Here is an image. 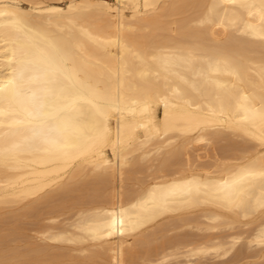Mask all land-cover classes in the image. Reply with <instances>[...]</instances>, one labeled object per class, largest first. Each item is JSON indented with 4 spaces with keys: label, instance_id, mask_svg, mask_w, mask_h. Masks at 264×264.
<instances>
[{
    "label": "bare ground",
    "instance_id": "bare-ground-1",
    "mask_svg": "<svg viewBox=\"0 0 264 264\" xmlns=\"http://www.w3.org/2000/svg\"><path fill=\"white\" fill-rule=\"evenodd\" d=\"M27 1L0 0V210L63 204L91 174L112 183L106 200L68 204L72 216L41 233L68 246L67 264H133L132 241L149 230L165 241L143 263L264 260V0ZM225 133L242 139L237 154L187 155ZM179 151L182 167L123 190L136 159L163 155L164 170Z\"/></svg>",
    "mask_w": 264,
    "mask_h": 264
},
{
    "label": "rangeland",
    "instance_id": "rangeland-1",
    "mask_svg": "<svg viewBox=\"0 0 264 264\" xmlns=\"http://www.w3.org/2000/svg\"><path fill=\"white\" fill-rule=\"evenodd\" d=\"M27 0H25V2H26ZM64 1V0H63ZM66 1V0H65ZM64 1V2H65ZM108 1H110V2H113L112 0H108ZM24 2V0H20V3H21V5L22 6H27L28 5V1H27V3H25ZM182 14H184V16L182 15ZM183 17H182V16ZM185 15H186V13H183V12H181V13H179V18H180V20L182 21V19L185 17ZM174 17V19L175 20H173V18H172V16L171 17H168V19L166 18L165 19V22H168L169 20H170V23H173L172 24V26L171 27H174V26H178L179 27V25L177 24V21H178V23L179 24H181V21L178 19V14H176V16L175 15H173ZM172 18V19H171ZM175 21V22H171V21ZM169 23V22H168ZM171 25V24H170ZM177 28V27H176ZM227 137V138H226ZM231 136L229 135V133L227 134V133H225L224 135H222L221 137H219V138H217V139H215L213 142H211V143H207V142H202V143H197L196 145H194L193 147H194V149H193V147H190L189 149H188V154L187 155H190L192 158H193V156H194V158H195V156L197 155H199V158L196 156V159H198L197 160V162H196V164L197 165H206L207 163H211V162H213L215 159H222V160H224V159H227V158H229V156H231V155H233V154H237L238 152L236 151V150H234L233 149V146H232V143H233V145L236 143V142H238V140L239 141H241L242 139H240V137H237V136H235V137H231ZM229 139H231L229 142H228V140ZM232 141V142H231ZM234 141V142H233ZM231 143V144H230ZM227 144H230V146H232V148H228V147H230L229 145H227ZM228 146V147H227ZM182 152V153H181ZM183 151H179L177 154L175 153V154H172V155H170V156H167L166 158L168 159V163H167V168H166V166L164 167V170H162L163 168H160L159 167V161L161 160V158H163V155L162 156H160L159 158H157V159H155L154 157L152 158H149V160L147 159H145V160H141L142 162L140 163V160H138V159H136L137 161V163L135 164V165H130V166H128L126 169H125V171H124V176H126L127 175V179H126V177H124L123 176V178H124V182H122L123 184H122V188H123V190H128V192L127 193H131L133 190H136V189H138L140 186H143L144 184H145V182H147L148 181V179L149 178H147V177H150L151 176V174L152 175H154L153 173L154 172H157L156 173V175H160V174H166L167 172L169 173V172H172L173 170H175V169H178V168H180V167H182L183 165H184V163H185V158H186V156H184L183 157ZM185 155V154H184ZM165 157V156H164ZM172 157V158H171ZM201 157V158H200ZM152 159V160H151ZM153 160H154V162H153ZM156 160V161H155ZM184 160V161H183ZM151 161V162H150ZM149 162V163H148ZM158 162V163H157ZM179 163L180 162V164H175V163ZM153 163V164H152ZM174 163L175 164V166H174V164L172 165V164ZM142 165V166H141ZM150 165H152V166H150ZM157 165V166H156ZM171 165L172 167H174V168H172L171 166V168L169 167V166ZM134 166V167H133ZM142 168H141V167ZM145 166V167H144ZM130 167V168H129ZM137 167V168H136ZM153 167V168H152ZM152 168V169H151ZM169 168H170V170H169ZM149 169V170H148ZM156 171H155V170ZM162 171V172H160V171ZM167 170V172L165 173L164 171H166ZM87 171H89L88 169H87ZM87 171H86V173H87ZM152 171V172H151ZM131 173V174H130ZM87 175V174H86ZM80 176L81 177V179H78V178H80V177H77L75 180L77 181V179L81 182H79V181H77V183H74L73 185L71 184L67 189L69 190V193H67V198L69 199H66L64 202H63V204L62 203H59L58 201V203L57 202H55V200L57 199V197H54L53 198V200H52V198H45V200L44 199H41V200H37V201H35V202H33V203H31L32 205H30V207L29 206H27V207H24L23 208V204H20V205H17V206H15V207H6V208H2L1 210H0V241H2V242H0V244H2V245H0V249L2 250V252H3V254H2V252L0 251V255H4V256H0V261H2V262H0V264H56L57 262H55L54 260H57L58 259V257L60 258L59 260L60 261H58V263L57 264H67V263H65V261H66V259H64V256H65V252H66V254L69 252L68 251V246H64L63 245V249H61V250H59V251H57L58 249H57V242L56 243H53L52 241H51V243H49L50 241H45V239H43V237H41L42 236V231H44L43 229H45V231H47V230H49V229H53V227H54V229H57V219H59V217H60V219L58 220V221H63V218H64V220L65 219H67L66 217L68 216V218L70 217V216H72L71 214H73V212H75L77 209H79V208H81L80 207V205L79 204H82L81 206L82 207H85V206H87V205H92V203H94V202H96V200L98 199V196H99V198L100 199H98L97 200V202H96V204L95 205H97V204H99V203H101V202H104L106 199H105V197L110 193V191L112 190V183H107V182H104L105 180H104V178L103 177H99V176H96L95 178H94V176L95 175H91V174H88V176ZM131 175V176H130ZM148 175H150V176H148ZM90 176V177H89ZM91 176H92V178H91ZM84 177H86L85 179H84ZM98 177V178H97ZM94 178V179H93ZM129 178V179H128ZM91 179V180H90ZM147 179V180H146ZM96 180V181H95ZM75 181V182H76ZM93 181H95V182H93ZM135 181V182H134ZM89 182V183H88ZM92 182V183H91ZM100 182H102V183H100ZM104 182V183H103ZM139 182H140V184H139ZM94 183V184H93ZM105 183H107V184H105ZM142 183V184H141ZM80 184V185H79ZM89 184H90V186H89ZM92 184V185H91ZM102 186V187H104V189L100 186V185ZM138 184H139V186H138ZM76 185H78V186H81V187H79V189L77 190V187L78 186H76ZM84 185H86V187H88V188H86V187H84ZM88 185V186H87ZM105 185H106V188H105ZM76 186V187H75ZM92 186V187H91ZM94 186V187H93ZM107 186H108V188H107ZM130 186V187H129ZM138 186V187H137ZM134 187H136V188H134ZM75 188V189H74ZM84 188H86V189H88L89 190V188H90V190L87 192V190L86 189H84ZM99 189H101V190H99ZM103 189V190H102ZM106 189V190H105ZM110 189V190H109ZM73 190V191H72ZM95 190V191H94ZM132 190V191H131ZM99 191L101 192V196H100V194H99ZM126 191H124V192H126ZM96 194H95V193ZM83 193V194H82ZM85 193V194H84ZM86 193H87V196H86ZM93 193L95 194V196L93 195ZM103 193V194H102ZM99 194V195H98ZM84 195V196H83ZM93 195V196H92ZM105 195V196H104ZM71 196V197H70ZM103 196V198H101ZM76 197V198H75ZM78 197H81V198H78ZM86 197H87V199H86ZM90 197H91V199H93V200H91L92 201V203H91V201L89 200L90 199ZM93 197H95V198H93ZM75 198V199H74ZM55 199V200H54ZM73 199V200H72ZM82 199V201H79V200H81ZM96 199V200H95ZM105 199V200H104ZM44 200V201H43ZM75 200H76V202L77 203H75ZM47 201V202H46ZM55 202V203H57V204H55V203H53V202ZM72 203H71V202ZM73 201H74V203H73ZM79 201V202H78ZM52 202V203H51ZM70 202V203H69ZM82 202V203H81ZM86 203V204H85ZM59 204V205H58ZM68 204H71V205H73L74 204V206H70V205H68ZM78 204V205H77ZM93 204V205H94ZM62 207H61V206ZM77 205V206H76ZM85 205V206H84ZM65 206H66V208H65ZM69 206H70V208H73V209H70L69 208ZM75 206H76V209H75ZM59 207V208H58ZM79 207V208H78ZM19 208V209H18ZM21 208V209H20ZM63 210V211H61V209ZM70 209V211H72V210H74L73 212H70L69 211V209ZM5 209V210H4ZM7 209V210H6ZM9 209V210H8ZM27 210V211H23V210ZM29 209V210H28ZM64 209H66V210H64ZM68 209V210H67ZM12 211L11 213L9 212V211ZM18 210V211H17ZM20 210H22V211H20ZM6 211H8L7 212V214H6ZM13 211H14V215H11V214H13ZM16 211V212H15ZM59 211H61V212H59ZM65 211V212H64ZM67 211V212H66ZM5 212V213H4ZM21 214H20V213ZM58 212V213H57ZM10 213V214H9ZM16 213H18V215L16 214ZM24 213V214H23ZM63 213V214H62ZM70 213V214H69ZM1 214H2V216H1ZM60 215V216H59ZM16 216V217H15ZM52 219H53V221H55V224H54V222H52L53 223V225L51 224V221H52ZM50 225V226H49ZM55 225V226H54ZM46 227H48V228H46ZM151 230H149L148 232H150ZM148 232H146V234L143 236H140V237H142L141 239L140 238H135L133 241H132V248L134 247V246H136V247H134L133 248V250L132 251H134L135 250V252L133 253L132 251H130L131 253H128L127 254V256L126 257H128L127 259L129 260V261H131V263H133V264H141V263H143V261H141V260H143V259H146V258H148V257H150V255L152 254V252L150 251V249H152V248H149V250H148V248H146V247H148V246H154L155 244L157 245H159V243L160 242H164L165 240H163L164 238H165V236L163 235V234H165L164 232L163 233H157V234H155L154 236L153 235H149V234H147ZM185 232H187V230L186 231H184V232H179L180 234L181 233H185ZM190 231L188 230V232L187 233H189ZM212 232V233H211ZM216 232H217V234H218V230H216V231H209V234H213V235H216ZM178 233V234H179ZM207 234V233H206ZM147 235H149L148 237H147ZM159 235V236H158ZM150 236H152L151 237V239L149 238ZM155 236H157V237H155ZM161 236V237H160ZM41 237V238H40ZM149 238V239H148ZM158 238V239H157ZM162 238V239H161ZM4 239V240H3ZM5 239H6V241H5ZM146 241H144V240ZM147 239H148V241H147ZM154 239V241H151L150 242V240H153ZM155 239H157V241L158 242H156L155 241ZM161 239V240H160ZM7 241H8V243H7ZM139 241H140V245L139 244H135V242L136 243H139ZM143 242V243H142ZM148 242H150V244L148 243ZM153 242V243H152ZM3 243H5L4 245H3ZM147 243V245H145ZM53 244H54V246H53ZM134 244V245H133ZM144 246H143V245ZM152 244V245H151ZM154 244V245H153ZM42 245H44L43 247H42ZM45 245H47V247L45 246ZM137 245H139L138 247H137ZM9 247L8 249L7 248H5V250H4V247ZM13 246V247H12ZM14 246H15V248H14ZM34 246V247H33ZM42 248H41V247ZM33 247V248H32ZM39 247V248H38ZM56 247V248H55ZM3 248V249H2ZM13 248V249H12ZM29 248H30V250H29ZM65 248H66V250H65ZM147 250H146V249ZM11 249V250H10ZM17 249V250H16ZM39 250L40 251V254H38V252L37 251H35L34 252V250ZM42 249V250H41ZM53 249V250H52ZM14 250V251H13ZM33 250V251H32ZM49 250V251H48ZM62 250L64 251L65 250V252H62ZM7 251V252H6ZM11 251V252H10ZM16 251V252H15ZM17 251H18V254H17ZM23 251V252H22ZM33 252V253H31V252ZM51 251V252H50ZM68 251V252H67ZM145 251V252H144ZM147 251H149V252H147ZM14 252V253H13ZM21 252V253H20ZM62 252V254H60ZM13 253V254H12ZM17 255H16V254ZM23 253V254H22ZM35 253H37L38 255L37 256H35L36 254ZM49 255V253H50V255H52L53 253V255L55 256L56 255V257H54L53 255L52 256H48V257H46L47 255ZM57 253H59V254H57ZM148 253V254H147ZM149 253H151V254H149ZM6 254V255H5ZM15 254V255H14ZM26 254V255H25ZM32 254H33V256H32ZM43 254V255H42ZM45 254V255H44ZM72 254H75V253H72ZM131 254H133V255H131ZM145 254V255H144ZM10 255V256H9ZM16 257V258H14V256ZM19 255V256H18ZM28 255V256H27ZM13 256V257H12ZM22 256H23V258H22ZM25 256V257H24ZM35 256V257H34ZM40 256V257H39ZM131 258H130V257ZM214 256V254L213 253H211V254H205L204 256H202V258L201 257H199V258H197L196 260V263L195 264H209L210 262H211V258ZM10 257L12 258V259H10ZM37 257V258H36ZM38 257H39V259H38ZM61 257H63V258H61ZM133 257V258H132ZM1 258H2V260H1ZM3 258H4V260H6V261H4L3 260ZM5 258H8V259H5ZM26 258V259H25ZM36 258V262H34V259ZM43 258V259H42ZM52 258V259H51ZM143 258V259H142ZM25 261H24V260ZM38 259V260H37ZM64 259V260H63ZM224 260V259H228L227 257L226 258H219L217 261H221V260ZM41 260V261H40ZM48 260H52V261H48ZM134 261H135V263H134ZM140 261H141V263H140ZM216 261V260H215ZM61 262V263H60ZM209 262V263H208ZM258 262H260V264H264V260H262V261H258ZM256 263V264H259V263ZM95 264H99V262L97 261ZM143 264H147V263H143Z\"/></svg>",
    "mask_w": 264,
    "mask_h": 264
},
{
    "label": "clouds",
    "instance_id": "clouds-1",
    "mask_svg": "<svg viewBox=\"0 0 264 264\" xmlns=\"http://www.w3.org/2000/svg\"><path fill=\"white\" fill-rule=\"evenodd\" d=\"M57 147H59L58 142H56V141H51V142L48 143V148H47V150H52V149H55V148H57Z\"/></svg>",
    "mask_w": 264,
    "mask_h": 264
},
{
    "label": "snow or ice",
    "instance_id": "snow-or-ice-1",
    "mask_svg": "<svg viewBox=\"0 0 264 264\" xmlns=\"http://www.w3.org/2000/svg\"><path fill=\"white\" fill-rule=\"evenodd\" d=\"M260 239H261L262 241H264V235H262V236L260 237Z\"/></svg>",
    "mask_w": 264,
    "mask_h": 264
}]
</instances>
